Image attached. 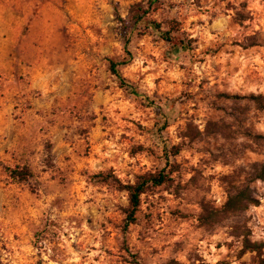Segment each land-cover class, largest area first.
<instances>
[{"label": "rangeland", "instance_id": "374dc122", "mask_svg": "<svg viewBox=\"0 0 264 264\" xmlns=\"http://www.w3.org/2000/svg\"><path fill=\"white\" fill-rule=\"evenodd\" d=\"M261 93L264 0H0V264H264Z\"/></svg>", "mask_w": 264, "mask_h": 264}, {"label": "trees", "instance_id": "16d2710c", "mask_svg": "<svg viewBox=\"0 0 264 264\" xmlns=\"http://www.w3.org/2000/svg\"><path fill=\"white\" fill-rule=\"evenodd\" d=\"M149 13L148 10H142V14L140 10L137 11V17L135 23H140L141 18L143 15ZM182 48H186L188 46V42H179ZM118 63L111 61V70L114 74H116L120 79V75L117 69ZM252 101L256 104L259 109H264V93L262 94H252L251 96ZM139 151L145 150L144 147L139 146ZM176 152V151H175ZM177 153V152H176ZM6 172L13 177L14 179L18 180L19 182L27 181L31 177L34 176L32 170L28 166H3ZM258 178H264V169L258 173ZM169 176L164 171H159L157 173H145L140 175L138 179L134 183L123 184L118 179L117 182L119 184V189L126 190L129 196V208L127 213V222L130 224L135 223L137 212L140 210L142 195L146 193L150 187H158L165 182H167ZM255 199L250 196L249 194H245L244 192L240 191L236 194L229 195L226 203L223 206V213L230 214L235 213L240 210H245L249 207L250 204L255 203ZM243 249L247 251L256 252L258 255H262L264 251V239L253 243L250 237L245 236L243 240Z\"/></svg>", "mask_w": 264, "mask_h": 264}, {"label": "clouds", "instance_id": "9594fccd", "mask_svg": "<svg viewBox=\"0 0 264 264\" xmlns=\"http://www.w3.org/2000/svg\"><path fill=\"white\" fill-rule=\"evenodd\" d=\"M250 239H252V242H253V243H257V242H259V238H250Z\"/></svg>", "mask_w": 264, "mask_h": 264}]
</instances>
